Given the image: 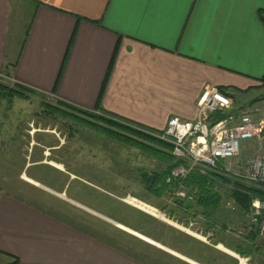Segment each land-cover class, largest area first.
<instances>
[{"label": "crops", "instance_id": "0c3cea01", "mask_svg": "<svg viewBox=\"0 0 264 264\" xmlns=\"http://www.w3.org/2000/svg\"><path fill=\"white\" fill-rule=\"evenodd\" d=\"M27 1L30 32L11 48L14 6L0 0V74L16 63L12 82L84 109L116 52L103 110L157 131L172 116L196 119L208 85L247 89L264 76V0ZM58 214L0 190L5 264H146Z\"/></svg>", "mask_w": 264, "mask_h": 264}, {"label": "rangeland", "instance_id": "374dc122", "mask_svg": "<svg viewBox=\"0 0 264 264\" xmlns=\"http://www.w3.org/2000/svg\"><path fill=\"white\" fill-rule=\"evenodd\" d=\"M12 2L9 42L15 48L22 44L33 12L30 1ZM0 81L16 83L4 71ZM229 92L238 99L233 98V112L264 115L263 82ZM40 93L27 100L15 98L12 104L0 93V190L57 210L62 218L82 224L121 250L145 256L146 264H264V236L258 234L253 239L261 251L252 256L234 250L237 244L246 247L251 223L249 216L240 215L230 197V184L217 182L223 201L216 209L220 220L215 228L207 229L210 220L202 213L194 217L171 214L169 210L179 201L173 197L176 187L158 198L145 189L140 173L162 171L168 162L106 135L91 125L103 122L85 113L49 115ZM44 98L55 103L54 98ZM89 111L111 117L103 108ZM257 150L256 140H242L230 167L239 170L242 160ZM132 199L154 213L135 206ZM70 202L80 210H71ZM221 222L227 225L224 231ZM5 259L0 257V264H5Z\"/></svg>", "mask_w": 264, "mask_h": 264}, {"label": "trees", "instance_id": "16d2710c", "mask_svg": "<svg viewBox=\"0 0 264 264\" xmlns=\"http://www.w3.org/2000/svg\"><path fill=\"white\" fill-rule=\"evenodd\" d=\"M264 21V15L261 16ZM79 19L82 20L81 17ZM33 21V19H32ZM32 21L27 27L25 38L23 41V45L28 37V34L31 29ZM115 53L113 57V61L109 67L108 74L106 79L103 83L101 94L97 101L96 109L102 108V100L105 94V89L107 85V81L112 69V65L116 58ZM10 66H16L15 64L7 65L4 69V72L7 75H10ZM261 82L264 83V76L260 79ZM221 92L225 93L228 96H231L235 100H238L235 95H231L229 90H237L238 88H230V87H219ZM240 90V89H239ZM0 93L3 99H6L10 104L14 101L15 98L21 99H30L33 96H38V91L28 85L22 83H15L9 84L0 81ZM40 97L43 100V106L46 108L44 109L46 113L49 115H54L55 113L66 115H73L71 113L75 112L78 113H85L88 116L94 117L95 119H100L103 123L99 124H91L97 126L96 129L100 130L101 132L105 133L108 136L115 138L116 140L123 142L125 144H129L130 146H135L142 151L148 152L158 158L160 161L168 162L167 167L162 171H154V172H147L142 170L140 173L142 175V181L145 186V189L154 194L156 197L161 198L166 195V193L177 187L179 185V181L173 180L172 182H167V177L171 173L173 167L177 164L175 162V158L172 154V146L170 143L160 139L156 135H153L150 132L158 133L160 131L151 129L149 127H145L142 124L136 123L130 119L116 116L113 114L108 113L111 117L105 118L94 113H91L89 110L83 109L78 107L66 100L63 99H55V103H49L45 100V95L40 93ZM233 110H225L219 109L216 111L211 118L212 123L228 116ZM107 113V112H105ZM138 126V127H136ZM139 127L144 128L141 129ZM150 131V132H149ZM218 181L230 184V197L236 204V207L242 217H248L251 211V204L254 198H260L264 200V187L256 186L253 184H246L238 180L233 176L224 175L222 173H218L217 171L208 170L205 174L200 171V168L195 169L192 171L188 179L184 182L185 186L195 187L198 191L195 195L193 200H179L173 204V207L169 210V212L175 213L180 212L179 214H183V217H194L199 213H202L207 221V229L215 228V224L218 223L220 217H218V212L216 209L222 204L223 195L220 191H218L219 184ZM170 208V207H169ZM166 210V206L164 207ZM202 209V210H201ZM201 210V211H200ZM182 216V215H181ZM264 217V213H263ZM187 220V219H186ZM221 229L224 231L226 230L227 225L224 222H221ZM258 231L256 227H253L245 237L246 240V247L240 244L234 246V250L242 256L248 257L252 256L254 253L261 251L259 249V245H256L253 242V239H257L259 237ZM222 242V241H221ZM139 260L146 262L145 256L139 253H130ZM18 261L15 258L10 264H15ZM237 264V262L235 263Z\"/></svg>", "mask_w": 264, "mask_h": 264}, {"label": "built area", "instance_id": "2783aa9c", "mask_svg": "<svg viewBox=\"0 0 264 264\" xmlns=\"http://www.w3.org/2000/svg\"><path fill=\"white\" fill-rule=\"evenodd\" d=\"M233 107L231 96L216 86L208 85L198 100L196 119L172 116L166 128L156 134L171 144L172 153L178 160L167 178L168 182L179 181L173 196L177 200L195 198L198 190L185 186L184 182L197 168L204 174L208 170L217 171L243 183L264 187V115L255 117L257 113L251 111L231 112L212 123L211 118L216 111ZM242 140H256L258 150L242 160L243 165L239 170H233L230 165L240 153ZM263 213L264 200L254 198L249 214L250 230L256 227L261 236H264Z\"/></svg>", "mask_w": 264, "mask_h": 264}, {"label": "bare ground", "instance_id": "6f19581e", "mask_svg": "<svg viewBox=\"0 0 264 264\" xmlns=\"http://www.w3.org/2000/svg\"><path fill=\"white\" fill-rule=\"evenodd\" d=\"M132 200H133V202H131V203H133L135 206H138V207H140V208H142V209H144V210H146L152 214L154 213L153 210L151 208L147 207L145 204L139 203L138 201H137L138 203H136L135 199H132Z\"/></svg>", "mask_w": 264, "mask_h": 264}]
</instances>
